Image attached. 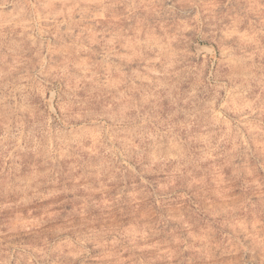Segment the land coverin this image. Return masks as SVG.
I'll list each match as a JSON object with an SVG mask.
<instances>
[{
    "label": "rangeland",
    "instance_id": "rangeland-1",
    "mask_svg": "<svg viewBox=\"0 0 264 264\" xmlns=\"http://www.w3.org/2000/svg\"><path fill=\"white\" fill-rule=\"evenodd\" d=\"M0 264H264V0H0Z\"/></svg>",
    "mask_w": 264,
    "mask_h": 264
}]
</instances>
